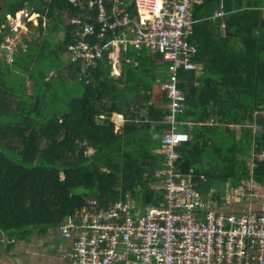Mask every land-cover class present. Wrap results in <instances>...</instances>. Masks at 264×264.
I'll list each match as a JSON object with an SVG mask.
<instances>
[{
	"label": "trees",
	"instance_id": "trees-1",
	"mask_svg": "<svg viewBox=\"0 0 264 264\" xmlns=\"http://www.w3.org/2000/svg\"><path fill=\"white\" fill-rule=\"evenodd\" d=\"M89 1L0 0V25L7 15L26 9L38 14L45 39L35 62L40 44H30L26 51L20 48L10 63L0 64V232L9 240L56 231L69 214L90 201L106 207L130 194L137 206L161 205L162 192L153 185L164 158L154 150L169 128L164 122L169 99L155 80L166 78L169 63L159 54H138L130 47L126 57H136L137 65L124 61L125 68L134 71V76L125 74L133 82L127 85L123 77L111 74L108 52L96 63L76 59L71 47L80 42L84 27L100 28ZM129 1L122 0L123 7ZM197 1L194 62L203 72L179 74L186 98L181 119L195 123L190 140L178 147L179 169L194 170L197 180L204 176V188L228 179L236 185L248 179L249 172L260 186L264 16L258 9L264 0ZM221 4L225 15L214 18ZM76 19L81 22L73 24ZM221 22L224 37L216 32ZM207 27L215 32L203 36ZM5 29L0 43L10 33ZM26 75L29 92L23 88ZM126 93L135 94L131 103L125 101ZM114 113L124 116L118 130L111 121ZM251 151L263 155L253 160V169L247 162Z\"/></svg>",
	"mask_w": 264,
	"mask_h": 264
},
{
	"label": "built area",
	"instance_id": "built-area-1",
	"mask_svg": "<svg viewBox=\"0 0 264 264\" xmlns=\"http://www.w3.org/2000/svg\"><path fill=\"white\" fill-rule=\"evenodd\" d=\"M195 2L132 0L124 7L122 0L88 2L89 9H96L100 28L96 31L93 26L84 27L80 42L71 47L76 59L83 57L87 64L96 63L105 52L115 59L132 47L138 54H159L169 63L168 80H158L169 99V114L164 121L169 128L162 135L158 151L164 158L163 168L155 174L153 185L161 190L162 202L158 207L137 206L130 194L106 207L90 201L56 228L62 241L56 258L61 262L264 264V184L257 186L250 173L248 179L236 185L225 182L204 188V176L197 180L194 170L184 173L179 169L178 147L190 140L195 125L181 119L186 98L179 87V74L195 71L198 66L194 62L198 50L192 40L197 23L193 15ZM223 16L221 9L216 17ZM80 22L76 19L73 24ZM221 27L224 29L225 24ZM10 28L14 33V27ZM5 53L0 43V56ZM11 58L6 62L10 63ZM0 233L1 250L16 243Z\"/></svg>",
	"mask_w": 264,
	"mask_h": 264
},
{
	"label": "rangeland",
	"instance_id": "rangeland-1",
	"mask_svg": "<svg viewBox=\"0 0 264 264\" xmlns=\"http://www.w3.org/2000/svg\"><path fill=\"white\" fill-rule=\"evenodd\" d=\"M69 2H70V4H74L75 1L70 0ZM3 9H4V3L3 4L0 3V13L2 12ZM28 14H29V10H26V9L21 10L18 12V14H15V16H10V18L6 17L7 18L6 21L0 25V35L3 36L5 28H9V30H10V33L8 34L6 32V35L4 36L3 40L1 41V43L5 47L6 53L4 55L0 56V64L3 61L10 60L11 56L13 55L12 53L16 49H17V51H19L20 48H22L25 51L29 50L30 44H40L38 47L37 56L35 57L34 62L37 60L38 55L43 51L45 39L44 38L42 39L41 35H40V30L38 28V24H39L38 15L37 14H29L28 15ZM26 15H28L27 18H25ZM46 23H47V21H46ZM16 24H17V26H16ZM30 24H31V26H30ZM11 26L14 27L13 28V31L15 30L14 33H11V28H10ZM17 27H20V29L17 30ZM44 27H45V25H44ZM6 55H8V56L6 57ZM67 56H65V57H67ZM33 64L34 63L32 62V65ZM112 69H113V67H112ZM19 74H20V76H23L22 72H20ZM24 84H25V87H23V88H26L27 90L25 89V91L29 92L30 86H31V81L29 80V75H26ZM5 91L9 92V90H6V89H5ZM112 116H115V115H112ZM111 120H114L115 123H119L118 119L115 117H112ZM116 128H118V127L116 126ZM116 130H118V129H116ZM236 130L238 131L239 129H236ZM250 153H251V157L249 159H247L248 168L253 169L255 166L253 160L255 158H262L263 155H262V153H255L254 151H251ZM250 173L251 172H249V174ZM243 181L244 180H241V182H243ZM226 183H232L231 179H228ZM52 231L49 232L45 237L42 235H36V234L31 235V237L29 238V241L27 242V249H29L30 252L32 254H34L33 256L36 257V255L41 254V251L43 252V254H46V257L56 256V252L55 253L53 252L54 242H53V240H51ZM53 239L55 240L56 237L54 236ZM30 242H31V244H30ZM57 243H60V240H57L56 244ZM7 249L11 250V247L8 246ZM27 261L31 264V262H33L34 260L32 258L31 259L29 258V259H27ZM19 264H23V262H20Z\"/></svg>",
	"mask_w": 264,
	"mask_h": 264
},
{
	"label": "crops",
	"instance_id": "crops-1",
	"mask_svg": "<svg viewBox=\"0 0 264 264\" xmlns=\"http://www.w3.org/2000/svg\"><path fill=\"white\" fill-rule=\"evenodd\" d=\"M132 1V0H131ZM199 1H197L196 0V3H198ZM222 9V8H221ZM220 9V10H221ZM264 9V7H261V8H259L258 10L261 12V14L264 16V11H262ZM219 11V9L215 12V14H214V18H216V14H217V12ZM32 14H36V13H32ZM38 15V14H37ZM224 15H225V13H224ZM9 16H12V15H7V17H9ZM224 17V16H223ZM223 17L222 18H220V19H223ZM217 18H219V17H217ZM7 19V18H6ZM223 22H221V24H222ZM198 24V21H197V23L195 24V25H197ZM221 24H220V27H218V31H216V32H218L219 34H221V37H224L225 36V31H224V29L221 27ZM209 30H212V32H215L214 31V29H211V27H207L206 28V30L204 31V35L203 36H206V34H208L209 33ZM194 34H195V28H194ZM194 34H193V36H194ZM218 34V35H219ZM216 37H217V33H216ZM218 37H220V36H218ZM220 37V38H221ZM192 40H193V42H194V45L196 46V42H195V39L192 37ZM196 48H197V46H196ZM133 49V48H132ZM131 50V48H129L128 50H127V52H123V53H125V54H123V53H121V54H119V56L117 57V58H115V59H112L111 58V61H112V64H111V74L113 75V76H116V77H123L124 78V82L127 84V83H129V82H131V77H130V81L128 80V77L125 75L127 72H129V73H131L133 76H134V71L133 70H131V69H127V68H125V66H124V61L126 62V63H131V64H134L135 66L137 65V61H136V57H133V58H131V57H129V58H127L126 56H127V53L129 54V51ZM198 50V49H197ZM132 55L133 54H135V52L134 53H131ZM122 58H123V60H122ZM116 61H118L120 64H121V67H119V65L118 64H116ZM113 65H114V72H113V69H112V67H113ZM199 65V68H198V71H197V73H196V76H200L201 74H202V72H203V66L199 63L198 64ZM122 66H123V74H122ZM120 72V75H119V72ZM166 72H167V76H166V78H164V79H166V80H168V76H169V74H168V70H166ZM163 79V77L161 78V77H158V78H156V80H155V83H156V85H157V89L159 90V91H161V89H160V83L158 82V80H160V81H166V80H164ZM133 82H131L130 84H132ZM127 85H129V84H127ZM162 92V91H161ZM134 93H126L125 94V101L126 102H129V103H131L132 101H133V99H134ZM166 108L168 109V104H166ZM113 115H115V116H112V117H115V118H117L118 119V122L119 123H115L114 122V120H111V121H113L114 122V124L118 127V128H116V129H119L122 125H123V123H124V116L123 115H121V114H116V113H114ZM111 117V118H112ZM158 151H159V148L158 149H156V150H154V153H157L158 155H160L159 153H158ZM161 156V155H160ZM52 236H51V240H53V242H54V245H53V252L55 253L56 252V250H57V248H59L61 245H62V241L57 237V233H56V231L55 230H53L52 231ZM46 236V235H45ZM44 236V237H45ZM56 237V239L54 240L53 239V237ZM57 240H60V243H57L56 244V241ZM29 241V238L28 239H26V240H19V241H16V243L15 244H13L12 246H11V250L9 249H7V250H1L0 249V264H19L20 262H23V264H30L28 261H27V259H33L34 261L33 262H31V264H67V263H65V262H61L60 260H58L57 258H56V256H53V257H46V254H43V252L41 251V254H39V255H36V257L35 256H33L34 254H32L31 252H30V250L29 249H27V242ZM30 244H31V242H30ZM22 248V249H21ZM45 249V248H44ZM52 250V249H51ZM48 256V255H47ZM26 259V260H25Z\"/></svg>",
	"mask_w": 264,
	"mask_h": 264
},
{
	"label": "clouds",
	"instance_id": "clouds-1",
	"mask_svg": "<svg viewBox=\"0 0 264 264\" xmlns=\"http://www.w3.org/2000/svg\"><path fill=\"white\" fill-rule=\"evenodd\" d=\"M195 3H196V2H195ZM262 11H264V9H263ZM17 13H18V12H17ZM126 52H127V51H126ZM121 53H123V52H121ZM121 53H120V54H121ZM118 56H119V55H118ZM118 56H117V57H118ZM117 57H115V58H117ZM109 59H110V58H109ZM112 59H113V58H112ZM110 61H111V59H110ZM111 64H112V61H111ZM197 65H198V64H197ZM198 68H199V65L197 66V69H195V72H196V73H197V71H198Z\"/></svg>",
	"mask_w": 264,
	"mask_h": 264
},
{
	"label": "bare ground",
	"instance_id": "bare-ground-1",
	"mask_svg": "<svg viewBox=\"0 0 264 264\" xmlns=\"http://www.w3.org/2000/svg\"><path fill=\"white\" fill-rule=\"evenodd\" d=\"M116 64H118L119 65V67H121V64L118 62V61H116ZM113 70H114V65H113ZM115 71V70H114ZM113 71V72H114ZM119 75H120V72H119Z\"/></svg>",
	"mask_w": 264,
	"mask_h": 264
}]
</instances>
